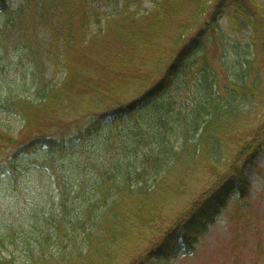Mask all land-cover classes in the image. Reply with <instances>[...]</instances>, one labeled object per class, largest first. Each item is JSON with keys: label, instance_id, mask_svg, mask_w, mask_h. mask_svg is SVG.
<instances>
[{"label": "trees", "instance_id": "obj_1", "mask_svg": "<svg viewBox=\"0 0 264 264\" xmlns=\"http://www.w3.org/2000/svg\"><path fill=\"white\" fill-rule=\"evenodd\" d=\"M9 1L0 0L2 12H10ZM227 1L236 5L245 0H162L156 3L153 11L142 14L129 8L132 0H118L122 3L118 12L107 19V30L101 29L98 34L91 31L94 19L101 23L96 18L95 0H30L25 7L30 9L32 17H21L26 11L24 6L15 11V16L0 25V45L5 39L13 41L17 37L13 31V25H17L19 42L30 63L28 70L32 74L37 98L8 96L2 104L23 120L24 128L36 132L21 141L0 126V144L13 149L11 155L0 160V176L15 174L16 163L23 155L44 149L66 153L76 142L103 130L109 120L122 119L157 101L200 52L203 41L217 25L218 9L227 6ZM244 11L245 24L242 27L251 25L264 48V7L255 12L248 8ZM30 18L34 20L30 22ZM202 23V28H196ZM110 25L114 27L115 34L108 32ZM184 38L183 46L172 51L176 56L170 64L163 54H156L153 50L164 39H171L176 44L183 43ZM257 40L254 38L253 51L258 46ZM139 58H145V61H138ZM209 60V55H205L192 68L200 74L206 92L213 91L211 79L215 85L220 82V76ZM253 62L245 58L244 62L237 61L236 68L227 71L230 72L226 76L229 96L219 92L218 96L206 93L204 101L193 111L195 118L190 129L193 137L187 129L181 133L178 146L165 143L158 154L145 157V163L150 164L153 160L158 168L165 166L163 172L168 169L167 175L160 182L157 179L153 186L162 190L153 198L158 206L166 200L169 203L175 194L183 195L189 186L191 190L202 184L205 186L203 190H196L190 200L191 206L178 214L171 226L172 209L169 206L156 209L149 204L150 193L144 177L146 169L137 168L133 172L119 164L115 172L105 169L99 174L100 185L91 197L81 196L73 188L72 192L82 197L78 205V197H73L72 192L65 191V187L58 184L60 189L54 206L41 215L42 228L34 230L38 237L34 233L31 235L36 238L38 255L32 256L28 264H122L124 258L130 256L133 245L142 239L144 227L152 229L159 224L161 238L153 240L151 248L140 250L129 264H165L182 251H193L199 238L227 207L231 196H248L251 184L246 176V165L254 160L250 159L254 154L264 151L263 121L252 138L254 153L249 152L247 156L251 146L245 144L239 151V157L217 173L214 181L201 183V171L218 165L220 154L228 151L221 133L233 134L236 129L242 131L244 128L233 123L237 117L245 125L238 109L240 106L235 105L237 97L256 94L259 90V95L263 93L262 72L254 76L251 83L247 79L246 72L251 70ZM156 63L158 67L154 65ZM132 69H145L147 74L162 71L159 72L161 80L147 89L112 91L121 75L132 73ZM179 71L181 74L178 75ZM58 74L61 77L55 81ZM91 78H97L106 88L96 91L101 95L100 102L91 96L93 89L83 87ZM76 96L88 98L93 105L88 106L86 112L82 111L79 105L74 106ZM124 101H127L125 106ZM77 115L78 119H75ZM63 116H69L72 121L59 122L64 123L63 127L57 126L58 131L54 135L45 134L46 125L59 121ZM215 129L218 130V139L212 134ZM195 136H199L203 145L193 143ZM116 174L122 179H117ZM30 232L21 230L19 233L30 239ZM139 254L142 257H137ZM0 264L19 263L10 256L0 258Z\"/></svg>", "mask_w": 264, "mask_h": 264}, {"label": "rangeland", "instance_id": "obj_2", "mask_svg": "<svg viewBox=\"0 0 264 264\" xmlns=\"http://www.w3.org/2000/svg\"><path fill=\"white\" fill-rule=\"evenodd\" d=\"M158 1L162 0H132L129 8L141 14L148 13L155 9ZM215 1L218 0H212ZM95 2L96 18H99L101 23H97L94 19L91 31L93 34H98L101 29L107 30V19L118 12L117 9L122 3L118 0H95ZM28 3L30 0H10L8 2L10 12L5 13L0 10V25H4L16 15L15 11ZM261 5L264 7V0L255 2L258 9L262 7ZM24 9L26 11L21 17L33 16L28 7ZM226 15L222 30L208 35L203 41L200 52L189 64V68L180 75L174 86L167 89L163 99L150 102L132 116L109 120L103 130L88 139L76 142L66 153L58 151L51 153L44 149L23 155L16 163L15 174H3L0 177V258L14 256L19 264H28L32 256L38 255L36 238L31 235L34 233L38 237V233L34 230L39 231L40 227L42 228L41 215L45 214L52 205L54 206L60 189L59 183L65 187V191L67 189L68 192H72V189L76 188L81 196L83 194L91 197L95 193L97 182L94 179L98 180L99 174L105 169H112L115 172L119 164L133 172L137 168L146 169L144 177L147 181V191L150 193L149 204L156 209H159V206H169L173 211L169 218L171 226L178 214L187 208L186 201L193 198L190 186L185 189L183 195L178 196L176 204L180 203L179 206L173 205L171 200L169 203L166 200V203L158 206L153 198L158 193H162V190L153 186L157 179L160 182L167 175L168 169L163 172L165 166L158 168L153 164V160L150 164L145 163V157L158 154L165 143L179 145L181 133L187 129L190 132L193 127L195 118L193 111L204 101L203 93L219 92L221 95L229 96L230 87L226 75L228 68L230 71L236 68L237 61L244 62L245 58L254 61L251 70L248 71L249 75L246 72L250 83L259 72H262L264 80V48L258 36H255L251 25L246 24V27H242L245 23L242 22L241 17L239 20L235 17L233 8L228 9ZM33 20L34 18L29 19L30 22ZM18 29L17 25H13L17 37L13 41L5 39L0 45V126L23 141L29 139L36 131L24 128L23 120L4 108L2 104L8 96H22L30 100L37 98L33 89L32 74L28 70L30 63L21 48ZM108 32L111 35L115 34L112 25ZM254 38L258 39L255 51L252 50ZM205 55H209V63L220 76V85H215L214 80L211 79L212 92L205 91L200 74L192 69L195 62ZM240 66L244 68V65ZM60 77L61 75L58 74L55 81ZM261 90L263 91L261 95L259 90L256 94L236 96L235 105L240 106L238 109L244 117L245 126L242 131L235 128L236 131L232 135L227 134L226 131L221 133L222 140L228 139V152L220 154L221 160L218 165L209 168L210 170L201 171V183H208L211 179L214 181L217 173L232 165L239 157V151L245 144L251 146V149L247 150V156L250 155L249 152L254 153L252 138L264 121V83ZM85 104L87 107L93 105L91 100ZM155 117L156 122H153ZM75 119H78V115ZM212 134L218 139L217 129ZM238 137L241 138L239 145L236 143ZM12 150L8 145L0 144V160L11 155ZM258 154H254L250 158L254 160L246 165V176L251 184L248 196L241 198L239 194H233L215 223L210 225L209 230L199 238L195 250L182 251L167 264H264V153ZM211 165L210 163L209 167ZM116 178L122 179L119 174H116ZM193 188L203 190L205 186L202 184L199 188ZM72 196L78 197L74 192ZM162 196L165 199L164 195ZM81 198L76 199L77 205ZM144 228L142 239L133 245L130 256L124 258L122 264H129L140 250L144 247L151 248L152 241L161 238L160 224L156 228ZM21 230L31 231L30 239L20 234Z\"/></svg>", "mask_w": 264, "mask_h": 264}, {"label": "bare ground", "instance_id": "obj_3", "mask_svg": "<svg viewBox=\"0 0 264 264\" xmlns=\"http://www.w3.org/2000/svg\"><path fill=\"white\" fill-rule=\"evenodd\" d=\"M257 0H245L244 2H241V3H239V4H234L233 2H225V4L227 5V6H224V7H222V8H220V9H218V13L216 14L217 15V17H215V23H217V25H215V29H213L214 30V32H213V34L216 32V31H221L222 30V27H223V22H224V18L227 16L226 15V13H227V10L228 9H230V8H233V12H235V17L236 18H238V20H239V18L241 17V19H242V22H244V20H243V18H244V13H245V9H249L251 12H255V10L256 9H258L256 6H255V2H256ZM262 6V5H261ZM261 9H263V6L262 7H260V9L259 10H261ZM231 14V13H230ZM226 15V16H225ZM206 26H208V27H211L209 24H205ZM203 27V23L202 24H200L198 27H196V28H202ZM134 39H136L137 40V37H135ZM183 43H181V41L179 42V43H173L172 41H171V39L170 40H168V39H164L159 45H155L154 47H153V50L155 51V53L157 54H163V56L166 58V59H169V64L171 63L170 61H172L174 58H175V54H173V52L172 51H176V49H179V48H181L182 46H183V44L185 43V38H184V41H182ZM172 52V54H170ZM138 61H145V58H139L138 59ZM156 67H158L159 66V64L158 63H156V64H154ZM141 67H142V64L140 65ZM187 68H189L188 66H187ZM186 70V69H185ZM190 71V70H189ZM228 71H230V69H228ZM130 72H132V73H127V74H124V75H121V78L119 79V80H117V82L115 83V85H114V87H113V90L112 91H117V92H119V91H121V90H125V91H131V90H135V89H140V87L141 88H143V89H147L148 87H150L153 83L154 84H158L159 82H160V80H161V78H160V74H159V72L161 73L162 71H159V72H154V73H151V74H147L146 73V70L145 69H140V70H138V71H135V70H131ZM195 72V71H194ZM198 73V72H197ZM230 73V72H229ZM229 73H227V75L226 76H229ZM179 74H181V72L179 71L178 72V75ZM199 74V73H198ZM200 79H201V77H200ZM177 81V80H176ZM176 81L170 86V88L172 87V86H174L175 85V83H176ZM79 82V81H78ZM81 83V82H80ZM218 85H220V84H218ZM88 86V90H91V89H93L92 91H90L91 92V96H93V97H96L97 99H95V101L96 102H100V100H101V95L99 94V93H97L98 91H100V88H102V89H106L101 83H100V81L97 79V78H91L90 80H88L87 82H85L84 84H83V87H87ZM108 88H110V86L108 87ZM97 91V92H96ZM163 94V93H162ZM161 94V95H162ZM217 96H218V93H215ZM164 95V94H163ZM163 95L162 96H159V99L158 100H161V99H163ZM202 96H205L206 97V94L205 93H203L202 94ZM77 97V99H76V101H74V106L75 107H77L78 105H79V107H80V109L82 110V111H84V112H86L87 111V106H86V102L88 101V98L86 99L85 97L84 98H78L79 96H76ZM77 100H78V103L76 104V102H77ZM123 106H125L126 104H127V101H124L123 102ZM73 106V107H74ZM127 115H129V116H132L133 115V113H129V114H127ZM236 117V116H235ZM72 121V119L69 117V116H63V117H61L60 119H59V121H55V122H52V123H49V124H47L46 125V129H45V134H50V135H54V134H56L57 133V131H58V127L57 126H59L60 128L61 127H63V124L64 123H59V122H71ZM233 123L235 124V125H237V126H241V127H243V126H245V125H243V123L240 121V120H238V118L236 117L235 118V120L233 121ZM233 125V124H232ZM236 126V127H237ZM240 128V127H239ZM190 133V137H193V133L192 132H189ZM232 135V134H231ZM229 137V136H228ZM194 139V141H193V143L194 144H199L200 143V145H203V142H200V138H199V136H195V138H193ZM240 137H238V139H237V142L236 143H239L240 142ZM228 140V139H227ZM227 140H223V144H224V146L225 147H228V144H227ZM178 146V145H177ZM206 148H208V147H206ZM51 153H55V152H57L56 150H49ZM228 151H226L225 153H227ZM262 153H264L263 152V150H261V152H259V154L258 155H260V154H262ZM2 176V175H1ZM0 176V177H1ZM94 175L92 174V177H93ZM89 181H90V179H89ZM88 181V182H89ZM94 181H97L96 183H95V189L100 185V183H99V181L98 180H96V179H94ZM251 188V187H250ZM195 192H196V190H190V193L192 194V197H194L195 195ZM199 194V193H198ZM198 194H197V196H198ZM177 199H178V195L177 194H175V195H173V198H170V200L173 202V205H177L176 203L178 202L177 201ZM192 198H190V200H191ZM190 200H187L186 202H187V208L189 207V206H191V201ZM220 215V214H219ZM218 215V216H219ZM217 216V217H218ZM194 250H195V247H194ZM193 250V251H194ZM193 251H191V252H193ZM173 258H175V257H173ZM173 258H171V259H173ZM170 259V260H171ZM170 260H168L167 262H169ZM167 262L165 263V264H167Z\"/></svg>", "mask_w": 264, "mask_h": 264}]
</instances>
